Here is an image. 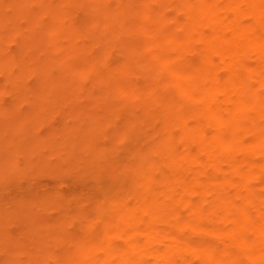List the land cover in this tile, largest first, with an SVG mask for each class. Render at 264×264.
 Returning <instances> with one entry per match:
<instances>
[{
  "label": "rangeland",
  "instance_id": "rangeland-1",
  "mask_svg": "<svg viewBox=\"0 0 264 264\" xmlns=\"http://www.w3.org/2000/svg\"><path fill=\"white\" fill-rule=\"evenodd\" d=\"M202 4L0 0V264H59L64 238L47 223L60 217L71 231L87 223L113 234L114 204L100 216L97 201L119 184L111 164L120 183L150 185L142 174H161L164 132L183 141L173 119L208 114L194 71L214 27ZM156 22L180 40L169 44ZM250 183L264 191L260 176Z\"/></svg>",
  "mask_w": 264,
  "mask_h": 264
},
{
  "label": "bare ground",
  "instance_id": "bare-ground-1",
  "mask_svg": "<svg viewBox=\"0 0 264 264\" xmlns=\"http://www.w3.org/2000/svg\"><path fill=\"white\" fill-rule=\"evenodd\" d=\"M201 7L214 22L194 69L208 114L192 125L173 119L183 141L164 132L161 174H142L150 185L120 183L121 164H111L119 184L97 201L100 216L105 202L114 204L113 234L87 223L71 231L64 217L47 223L49 236L64 238L59 264H97L98 255L106 264H242L241 254L264 264V191L250 183L264 180V0H203ZM155 25L169 44L180 40Z\"/></svg>",
  "mask_w": 264,
  "mask_h": 264
}]
</instances>
